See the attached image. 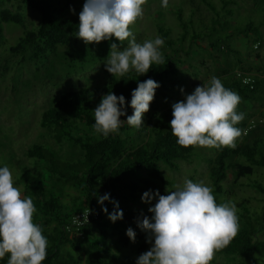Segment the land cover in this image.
<instances>
[{
	"label": "trees",
	"instance_id": "1",
	"mask_svg": "<svg viewBox=\"0 0 264 264\" xmlns=\"http://www.w3.org/2000/svg\"><path fill=\"white\" fill-rule=\"evenodd\" d=\"M22 2L27 7L39 11L40 20L36 30L26 31L18 38L15 49L24 47L35 38L43 40L53 48L58 43H66L69 35H74L78 31L80 11L78 13L71 11L77 6L75 0H22ZM201 2L214 12L212 20L220 22V12L212 0ZM230 3H233V0H221L222 9L231 15L233 9L226 7ZM260 12L256 25L250 18L245 22L246 30L242 31L244 35L253 31L257 39H262L260 27L264 26V10ZM194 15L195 9H192L190 20H193ZM176 18L182 28L179 38L182 42L188 33V23L184 20L181 10L176 12ZM8 20L18 21L14 17ZM224 20L227 21L226 18ZM214 28L212 26L210 30ZM157 30L162 34L164 43L172 46V41L167 37L170 29L158 24ZM202 35L194 31L190 35V40L193 41ZM210 44L213 49L219 47V44L211 39ZM225 47L232 50L228 45ZM163 57L164 65L153 64L144 75L138 76L135 71H130L123 77L109 74L99 87H80L64 91L41 113L39 125L46 129L57 143L66 138L82 151L80 159L68 162L59 159L47 143H34L27 149L26 155L36 162H45L43 167L47 170L49 182L33 171H25L17 176L22 184L23 195L31 197L37 208L33 217L34 222L42 227L43 234L48 239L47 258L43 264H79V255L85 256V264H113L115 256L107 246V236L113 233L110 232L111 227L117 230V247L127 245L131 240L126 234L127 229L131 227L136 233L135 240L140 242L136 253L140 254L149 249L148 234L139 227V222H142L145 216L151 218V215L145 210L134 207L130 209L128 206L131 201L140 200L146 191L153 192L156 181H159L162 187L170 184V180L161 169V162L171 170H179V161H188L195 154L197 147H181L177 144L176 137L171 134L172 105L148 114L141 127L142 136L136 141L127 134L132 127L126 121H122L117 133L109 134L107 138L96 134L92 127L93 110L99 105L104 94L108 92H113L117 96L122 94L126 101V115L121 119L126 120L133 112L130 107L132 90L137 87L138 82L148 78L160 84L154 98L157 96L169 98L176 93L178 66L173 63L169 54ZM237 72L254 76L252 86L242 83ZM217 77L226 88L238 93L243 100L249 101L264 93V70L252 73L243 67L237 70L222 69ZM261 117L264 115L259 116ZM259 118H255L256 125L248 130L247 135L264 125V122L258 121ZM244 137L245 135L242 136ZM235 157L241 158L242 161ZM202 160L209 168L210 186L217 202H226L223 180L229 171L234 172L235 178L238 179L252 176L255 166L264 168V134L256 135L251 145L237 142L235 149H217L214 156H203ZM57 181L67 183L77 193L68 201H64L62 190L55 185ZM250 181V185L264 195V186L261 182L256 179ZM104 194H110V200L118 202L119 209L123 211L122 219L115 222L109 219L115 205L110 201H105L104 205L98 203V196ZM87 207L99 210L97 218L80 228L81 236L70 234L66 226L71 216ZM103 207H107V213L102 210ZM238 213L242 215L245 225L239 228L230 245L219 252L237 256L240 262L235 261L234 264H264V199L262 210L256 215L251 213L246 201L239 204ZM7 260L6 255L0 260V264H7Z\"/></svg>",
	"mask_w": 264,
	"mask_h": 264
},
{
	"label": "rangeland",
	"instance_id": "2",
	"mask_svg": "<svg viewBox=\"0 0 264 264\" xmlns=\"http://www.w3.org/2000/svg\"><path fill=\"white\" fill-rule=\"evenodd\" d=\"M75 1L77 6L71 11L78 13L82 10L85 0ZM212 2L220 12V22L212 20L214 12L201 0H168L167 8L162 7V0H147L143 6V17L131 26L138 43L157 36L162 38V34L157 30L158 24L168 27L170 31L167 37L173 45L164 43L161 52L163 56L169 54L179 69L176 93L169 98L155 97L150 103L149 111L143 116V122L148 114L160 111L179 99H185V95L193 92L196 86L206 83L212 76H219L222 69L237 70L243 67L252 73L264 70V26L260 27L262 39H257L253 31L247 35L242 33L246 30L244 26L249 18L253 24L258 23L260 10H264V0H233V3L226 6L233 9L231 15L222 9L221 0ZM192 9H195V15L193 20H190ZM179 10L188 23V33L182 42L179 39L182 28L176 18V12ZM10 17L18 21H9ZM224 18L227 19L226 22ZM39 20V11L27 7L22 0H0V166L9 167L15 186L21 190L22 195L23 188L17 179L18 174L33 171L45 177L47 182L50 180L47 170L43 167L45 162H36L26 155L32 144L47 143L62 161L73 162L82 157V151L77 146L66 138L57 143L56 139L39 125L41 113L64 91L80 87H99L110 74L105 64L111 43H117L121 49L127 46V41L120 44L115 37L98 44L86 45L77 36L69 35L66 43H58L53 48L43 40L35 38L24 47L15 49L18 38L26 31L36 30ZM212 26L216 30L214 33V30H210ZM194 31L203 35L192 41L190 35ZM210 39L219 44L217 49L211 48ZM226 45L232 50L226 49ZM237 111L245 113V119L237 125L242 129L250 118L264 115V93L249 101L241 99ZM142 133L141 128H132L127 132L135 141ZM260 134H264V125L244 138L241 137L237 142L251 145L254 137ZM197 150L188 161H179V170H171L161 162V169L170 184L162 187L160 182L156 181L153 193L159 190L160 194L167 195L169 191L176 190L177 186L182 188L185 179H191L193 182L203 181L210 186L209 168L202 158L214 156L217 149L197 147ZM235 159L242 161L238 157ZM254 171L252 176L238 179L235 178L234 172L229 171L223 185L226 202H235L239 212V204L246 201L251 213L256 215L262 210L264 195L250 185V180L256 179L264 186V168L255 166ZM55 185L62 190L64 201H68L77 193L63 181H57ZM157 199L154 196L147 203L142 199L131 201L128 208H139L152 216L148 209L154 206ZM237 215L240 228L245 222L241 214ZM110 232L113 233L107 236V246L115 256L113 264H136L139 255L145 252L136 253L140 242L130 240L127 245L117 247V230L111 227ZM148 246L150 249L152 245L148 243ZM235 261L240 262V259L217 252L211 264H234ZM78 262L85 264V256L79 255Z\"/></svg>",
	"mask_w": 264,
	"mask_h": 264
},
{
	"label": "clouds",
	"instance_id": "3",
	"mask_svg": "<svg viewBox=\"0 0 264 264\" xmlns=\"http://www.w3.org/2000/svg\"><path fill=\"white\" fill-rule=\"evenodd\" d=\"M146 3L147 0H85L79 13L78 31L74 35L86 45L113 37L120 44L127 41L122 49L117 43L110 45L105 67L114 77H123L133 70L138 76L144 75L153 64L165 63L161 52L163 38L157 36L138 43L131 30L143 17ZM162 7H168V0H162ZM243 83L250 81L246 79ZM159 87L152 78L138 82L131 93L133 112L126 120L121 119L126 115L125 97L113 92L104 94L93 110L94 132L107 138L119 131L122 121L140 129ZM241 99L218 77L212 76L207 83L186 94L185 99L172 104L171 134L184 148L235 149L237 141L247 135L246 129L237 127L245 119V113L237 111ZM154 196L158 199L148 209L153 215L139 222L152 246L139 255L136 264H211L215 254L228 247L238 234L236 203L231 200L218 203L212 187L203 181L185 179L182 188L177 186L167 195L150 190L143 193L141 199L147 203ZM105 201L115 205L109 219L112 222L122 219L123 211L118 202L110 200V194L98 196V203L104 205ZM102 210L108 212L107 207ZM89 211L84 213L85 223ZM35 212L32 198L22 195L15 186L9 167H0V260L7 255V264H43L48 239L42 227L34 222ZM126 234L135 241L136 233L131 227Z\"/></svg>",
	"mask_w": 264,
	"mask_h": 264
},
{
	"label": "built area",
	"instance_id": "4",
	"mask_svg": "<svg viewBox=\"0 0 264 264\" xmlns=\"http://www.w3.org/2000/svg\"><path fill=\"white\" fill-rule=\"evenodd\" d=\"M238 75L240 76V79L243 83L244 80H249L250 83H248L250 86H252V84L254 83V76H252L251 74H243L241 72H237ZM245 84V83H244ZM260 123L264 122V117L259 118L258 120ZM256 122L255 119H250L248 121V123L246 124L245 128L248 132V130L252 129L253 127H255ZM90 210V211H89ZM89 211V215H88V220L85 223L84 222V213H87ZM99 213V210L96 208H84L82 211H79L77 213H74L71 218L70 221L68 223V225L66 226L67 231L70 234H74L75 236H81V231L80 228L86 224H89L93 219L97 218Z\"/></svg>",
	"mask_w": 264,
	"mask_h": 264
}]
</instances>
